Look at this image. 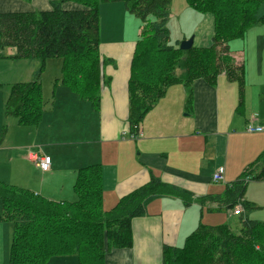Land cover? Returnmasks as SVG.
<instances>
[{"label": "crops", "instance_id": "obj_1", "mask_svg": "<svg viewBox=\"0 0 264 264\" xmlns=\"http://www.w3.org/2000/svg\"><path fill=\"white\" fill-rule=\"evenodd\" d=\"M52 1L0 0V13L46 11L51 9ZM71 5L73 3L66 4ZM101 9L115 18L126 14L128 24L117 25L110 31L118 39L108 40L100 30L99 49L106 60L102 68L105 77L100 106L81 100L59 82L54 85L56 90L52 97L45 99L41 121L37 125H22L16 116H6L4 104L9 94L6 98L1 94L0 144L9 140L11 145L2 148L9 151L10 168L0 164V182L7 176L15 185L24 186L43 198L75 201L78 170L99 164L106 211H112L121 198L147 183L152 176L190 191L194 194L190 206H185L179 195L152 200L146 215L132 221V245L127 249H113L105 258V264H163L164 247H183L203 222L205 208L208 211L226 209L230 217L236 216L226 204L219 205L211 199L202 202L201 198L223 196L227 185L236 181L264 152V131L246 130L250 120L264 127V24L251 28L244 38L227 44L235 65L245 68L242 85L225 73L218 76L215 84L206 79L193 81L191 88L175 83L166 89L140 123L142 136L134 138L129 124V81L143 25L132 26L130 12L117 2H109ZM171 22L176 23L177 42L193 36L194 47L205 48L212 44L213 14L198 12L186 0H173L169 24ZM170 32L172 35V27ZM15 50L5 56L7 61L24 60L14 58ZM4 67L0 64V78ZM13 68L10 65L8 84L34 79L36 68L32 67L28 77L23 75L20 79L17 78L22 70ZM42 84L45 90L43 79ZM256 112L258 116L254 119ZM14 148L19 149L14 152ZM30 149H40L52 156L50 171L42 172L28 160ZM218 166H225V175L223 181L215 182L213 174ZM251 181L259 184H248L244 200L249 201L253 209H264V179ZM247 194L250 199L246 198ZM246 211L249 212L246 209L243 214L247 216ZM1 212L0 200V264H6V221ZM261 213L255 218L264 221V212ZM48 264H79V260L75 255H59L52 257Z\"/></svg>", "mask_w": 264, "mask_h": 264}, {"label": "trees", "instance_id": "obj_2", "mask_svg": "<svg viewBox=\"0 0 264 264\" xmlns=\"http://www.w3.org/2000/svg\"><path fill=\"white\" fill-rule=\"evenodd\" d=\"M186 1L198 12L214 15L215 31L209 47L182 50L181 42L177 46L170 43L172 0H54L46 11L1 12L0 57L3 49L15 47V59L38 61L33 80L11 85L4 104L6 116H16L22 125L41 121L46 107L42 74L51 58L63 62L62 76L56 84L60 82L81 100L100 106L106 61L99 49L100 5L109 2H123L144 24L129 81V124L134 135L155 102L175 83L191 88L193 81L206 79L215 84L225 73L242 85L245 68L235 65L227 44L264 24V0ZM68 3L73 5L66 6ZM179 67L188 70L182 74ZM260 179H264V152L227 185L223 196H208L201 201L211 199L232 209L239 203L243 209L252 210L254 206L244 197L249 182ZM74 190L75 201L58 202L0 182L1 217L14 225L9 264H48L59 255H75L79 264H105L106 255L113 249L132 245V221L146 215L152 200L179 195L185 206H190L194 196L152 176L121 198L112 211H106L99 164L78 170ZM237 216L241 222L237 233L229 224L200 222L183 247H164L163 264H247L253 257L254 264H264V221L243 213Z\"/></svg>", "mask_w": 264, "mask_h": 264}, {"label": "rangeland", "instance_id": "obj_3", "mask_svg": "<svg viewBox=\"0 0 264 264\" xmlns=\"http://www.w3.org/2000/svg\"><path fill=\"white\" fill-rule=\"evenodd\" d=\"M173 1V0H172ZM119 4V6H121V8H123V10H127L125 4L123 2H117ZM108 4V3H102L100 5V7L102 8L103 5ZM100 8V9H101ZM113 8V7H112ZM102 10V9H101ZM103 11V13H102ZM100 11V30L102 32H104V36L106 39L108 40H112V39H118L117 36H115V34H112L110 31L114 28L117 27V25H127L128 24V19H127V15L125 14L120 18H115L112 17L111 14L104 12V10ZM131 16V23L132 26H136V24L138 23V26H142L144 24H142L143 21L140 20V18H138L137 16L133 15L130 13ZM170 27H172L173 33L171 35V44L175 45L177 44L178 41V35H177V27H176V23L175 22H171L169 24ZM107 30V32H106ZM109 31V32H108ZM121 39V38H120ZM10 52H16L15 48H5L1 51L2 56L0 57V64L1 66H5L4 68H2V76L0 78V104L2 103V97L1 94L5 95V98L7 97V95L10 92L11 89V84H8L6 81L8 79V71H11L10 69V65L12 67H14L13 69L17 70H22V73L20 74V76L17 79H20L23 75H25V78L28 77V73L30 72V70L32 69V67L37 68L38 67V61L37 60H23L21 62L19 61H7L6 59V55L11 54ZM179 57H181V59L185 60V56H183L182 54L179 55ZM62 59L61 58H51L47 61L46 64V68L42 74V79H43V83H44V88L43 89V94L46 100H49L52 97L53 94V90L55 88V83H56V79L57 78H61L62 76V66H61ZM8 66V67H7ZM179 72L184 74L187 72L188 68L185 67H179ZM179 73V74H180ZM24 77V76H23ZM5 81V82H3ZM45 91V93H44ZM252 115V114H251ZM7 118V117H6ZM251 121V120H250ZM254 125H258V123L254 122ZM33 127V126H32ZM7 130H8V124H7ZM6 143H1L0 145H2L1 149H0V164L4 165L6 168H10V165L8 164V155H9V151L6 149H2L5 148L6 146H10L11 142L5 141ZM26 142H23V144H25ZM17 145V144H15ZM13 145V146H15ZM12 147V146H11ZM19 148H14L12 151L16 152V150ZM46 153V152H44ZM47 154V153H46ZM15 155V154H13ZM50 155V154H48ZM51 156V155H50ZM52 158V156H51ZM4 183L8 184V185H15L16 183H14V181L12 179H10L9 177H5V179H3ZM2 181V182H3ZM13 181V183L11 182ZM250 186H253L251 184H259V182H249ZM18 187H22V188H26L24 186H21L19 184L15 185ZM249 189V187H248ZM251 196L250 194H247V199H250ZM56 201V200H53ZM62 201V200H57ZM239 205V204H238ZM234 210V209H233ZM263 210V211H261ZM15 211L12 210V213H14ZM246 211V214L249 215V218L254 219V220H259L255 217H258L259 215H261V212H264V209H253V210H249V212ZM237 216V215H236ZM229 216L228 215V211L226 209H222L221 211H208L207 208L204 209L203 212V216H202V220L203 223L207 225H212V226H218V225H230L233 232H239L240 228H241V222L239 219V216ZM263 221V220H262ZM6 227L5 229V248H6V264H8V260H9V245L11 243V239L13 237V222L11 221H6L5 222ZM9 230V232L7 231ZM9 238V239H8ZM241 253H244L243 251H241ZM253 259H255V257H253ZM253 259L250 261L248 260L247 264H254Z\"/></svg>", "mask_w": 264, "mask_h": 264}, {"label": "built area", "instance_id": "obj_4", "mask_svg": "<svg viewBox=\"0 0 264 264\" xmlns=\"http://www.w3.org/2000/svg\"><path fill=\"white\" fill-rule=\"evenodd\" d=\"M258 116V113H254L253 118L256 119ZM137 134L134 135V133H132V137L134 138H138L142 136V131H141V127H137ZM246 130L249 132H260V131H264V127L263 126H258V125H254V120L248 122ZM126 133V132H125ZM28 160H31L35 165H37L42 172H47L51 170L52 167V158L50 155L44 153L42 150H33L30 149L28 152ZM224 175H225V166H218V168H216L214 174H213V181L218 182V181H223L224 180ZM242 213H244V209L242 207V205H237L236 208L233 210V214L234 215H241Z\"/></svg>", "mask_w": 264, "mask_h": 264}, {"label": "water", "instance_id": "obj_5", "mask_svg": "<svg viewBox=\"0 0 264 264\" xmlns=\"http://www.w3.org/2000/svg\"><path fill=\"white\" fill-rule=\"evenodd\" d=\"M193 45H194V37L191 36L190 38L181 41L180 48L182 50H186V49L189 50L193 47Z\"/></svg>", "mask_w": 264, "mask_h": 264}]
</instances>
